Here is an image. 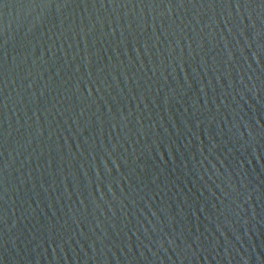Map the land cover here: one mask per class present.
<instances>
[{"label":"water","instance_id":"water-1","mask_svg":"<svg viewBox=\"0 0 264 264\" xmlns=\"http://www.w3.org/2000/svg\"><path fill=\"white\" fill-rule=\"evenodd\" d=\"M0 5V264H264V0Z\"/></svg>","mask_w":264,"mask_h":264},{"label":"snow or ice","instance_id":"snow-or-ice-1","mask_svg":"<svg viewBox=\"0 0 264 264\" xmlns=\"http://www.w3.org/2000/svg\"><path fill=\"white\" fill-rule=\"evenodd\" d=\"M6 3V0H0V5H4ZM68 0H62V2L57 3L55 6L58 8L60 4L67 5ZM43 7H50L52 6V0H42Z\"/></svg>","mask_w":264,"mask_h":264}]
</instances>
